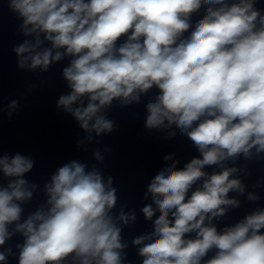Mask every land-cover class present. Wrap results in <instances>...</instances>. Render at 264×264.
Wrapping results in <instances>:
<instances>
[{
    "label": "clouds",
    "instance_id": "obj_1",
    "mask_svg": "<svg viewBox=\"0 0 264 264\" xmlns=\"http://www.w3.org/2000/svg\"><path fill=\"white\" fill-rule=\"evenodd\" d=\"M7 3L30 37L13 47L19 70L46 73L69 58L62 69L69 91L56 107L85 134L78 150L116 130L108 116L114 102L139 105L155 89L144 105L145 129L168 140L179 133L198 151L183 168L174 153L165 155L166 166L147 185L151 203L140 211L153 227L131 240L141 264H264V207L221 230L214 223L240 208L241 196L259 202L264 188V177L251 190L245 183L248 164L264 161V13L257 0ZM18 107L16 99L0 102V113L11 119ZM111 150L96 148V163H64L42 188L25 178L32 156L0 153V180H7L0 183V247L19 234L18 264H125L122 232L137 214L126 205L117 210L114 177L101 171ZM41 191L44 202L22 219ZM12 255L10 247L0 251V264Z\"/></svg>",
    "mask_w": 264,
    "mask_h": 264
}]
</instances>
